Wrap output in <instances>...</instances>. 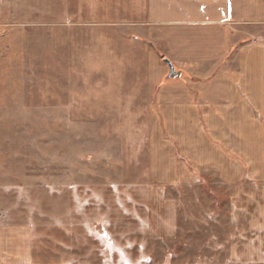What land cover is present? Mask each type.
<instances>
[{"label":"rangeland","instance_id":"obj_1","mask_svg":"<svg viewBox=\"0 0 264 264\" xmlns=\"http://www.w3.org/2000/svg\"><path fill=\"white\" fill-rule=\"evenodd\" d=\"M145 2L0 0V180L43 215L33 241H60L65 228L50 218L73 212L75 264H193L217 256L195 246L228 225L227 187L203 174L188 200L166 186L182 211L178 235L148 231L149 141L166 128L148 99L154 44L128 24ZM158 141L162 153L167 136Z\"/></svg>","mask_w":264,"mask_h":264},{"label":"crops","instance_id":"obj_2","mask_svg":"<svg viewBox=\"0 0 264 264\" xmlns=\"http://www.w3.org/2000/svg\"><path fill=\"white\" fill-rule=\"evenodd\" d=\"M145 6L146 14L128 24L154 44L148 99L166 128L152 132L151 147L149 141L148 231L154 238L178 235L182 211L166 186L181 187L188 200L186 188L213 174L227 187L228 225L195 246L217 256L193 264H264V0H146ZM165 57L180 75L168 76ZM11 188L1 178L0 264H75L73 212L50 218L51 226L65 228L60 241L38 243L32 235L43 215L35 205L27 209L29 194L9 197Z\"/></svg>","mask_w":264,"mask_h":264},{"label":"water","instance_id":"obj_3","mask_svg":"<svg viewBox=\"0 0 264 264\" xmlns=\"http://www.w3.org/2000/svg\"><path fill=\"white\" fill-rule=\"evenodd\" d=\"M164 60L168 64V67H169V73H168L169 77L180 75L181 72L179 70L175 69V66H174L172 60H170L168 57H165Z\"/></svg>","mask_w":264,"mask_h":264}]
</instances>
